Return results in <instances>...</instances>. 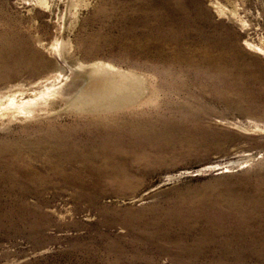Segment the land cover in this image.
I'll return each instance as SVG.
<instances>
[{
    "label": "rangeland",
    "instance_id": "rangeland-1",
    "mask_svg": "<svg viewBox=\"0 0 264 264\" xmlns=\"http://www.w3.org/2000/svg\"><path fill=\"white\" fill-rule=\"evenodd\" d=\"M0 264H264V0H0Z\"/></svg>",
    "mask_w": 264,
    "mask_h": 264
},
{
    "label": "bare ground",
    "instance_id": "bare-ground-1",
    "mask_svg": "<svg viewBox=\"0 0 264 264\" xmlns=\"http://www.w3.org/2000/svg\"><path fill=\"white\" fill-rule=\"evenodd\" d=\"M256 48H258V49H262L261 47H257V46H255ZM47 93V92H46ZM48 95V94H47ZM46 94H45V96H47ZM50 95V94H49ZM48 95V96H49ZM40 97H42V96H40ZM45 98V97H44ZM34 100V99H33ZM33 100H32V102H33ZM37 103V102H36Z\"/></svg>",
    "mask_w": 264,
    "mask_h": 264
}]
</instances>
